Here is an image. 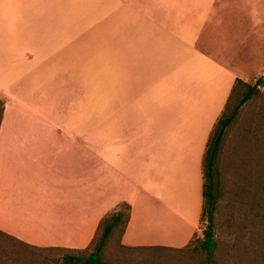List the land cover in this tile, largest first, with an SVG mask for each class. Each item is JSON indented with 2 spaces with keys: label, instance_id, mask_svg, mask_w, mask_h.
<instances>
[{
  "label": "crops",
  "instance_id": "obj_1",
  "mask_svg": "<svg viewBox=\"0 0 264 264\" xmlns=\"http://www.w3.org/2000/svg\"><path fill=\"white\" fill-rule=\"evenodd\" d=\"M263 73L264 0H0V231L83 249L125 202L122 246L184 247L209 134Z\"/></svg>",
  "mask_w": 264,
  "mask_h": 264
},
{
  "label": "rangeland",
  "instance_id": "obj_2",
  "mask_svg": "<svg viewBox=\"0 0 264 264\" xmlns=\"http://www.w3.org/2000/svg\"><path fill=\"white\" fill-rule=\"evenodd\" d=\"M259 77L258 91L248 101L241 102V87L230 103L228 113L235 108V115L217 144L210 183L206 180L214 198L206 196L190 242L181 248L126 249L118 243V226L100 249L105 264H202L208 257L209 264H264V173H259L264 169V73L251 85ZM205 78L214 76L208 73ZM218 101L208 90L205 103ZM206 228L214 243L210 253L202 248ZM99 233L82 252L31 247L0 236V264H75L95 248Z\"/></svg>",
  "mask_w": 264,
  "mask_h": 264
},
{
  "label": "trees",
  "instance_id": "obj_3",
  "mask_svg": "<svg viewBox=\"0 0 264 264\" xmlns=\"http://www.w3.org/2000/svg\"><path fill=\"white\" fill-rule=\"evenodd\" d=\"M260 82H261L260 77L256 80L255 84H252V85H251V83L244 82L241 79L236 80L235 84L232 87L230 95L227 98L224 109H223L221 115L217 118V120L213 126V129L211 130V132L209 134V139L207 141L205 155H204L203 163H202L203 177H204L203 205H205V200L207 199L206 196H208L210 199L214 198V194L210 190L208 192L206 190V186H207L206 180L209 179V183H210V178H211L212 169H213V158H214V155L216 152L217 144L220 141V139L222 138V136L224 135L225 129L228 127V125L230 124V122L232 121V119L235 115V108L233 109V111L231 113H228V108L230 106V103H231L232 99H234L236 97V95L239 94L238 91H239V88H241V87L245 88L244 96L242 97L241 102L244 103L245 101H248V99H250L252 94L254 92L258 91L257 85ZM3 108H4V100L1 98L0 99V123L2 120ZM259 173H264V169L262 170V172H259ZM263 182H264V179H263ZM123 208H124V210H122ZM130 209H131L130 204L125 203V202H121L115 208H113L112 210L105 213V215L99 221L95 235H94L93 239L91 240L90 244L83 249H75V250H78L81 252L86 251L89 248V246L92 243H94V241L96 240V238L98 236L99 230L101 229L102 232L99 233V239H98V242H97L95 248L93 250H91L87 254L86 257L78 259V261L75 264H105L104 261L101 259L100 249H101L103 243L106 241L107 237L110 235V233L115 228H117L118 226H120V237H121V235L123 234V232L126 228L128 221H129V218H130ZM203 234H204V240L202 241V248L207 253H210L214 247L212 233L209 229L206 228L203 231ZM0 236L11 238L15 242L21 243L18 240L14 239L13 237L3 233L2 231H0ZM120 237H119L118 243L121 247L126 248V249H131V248H135V249H137V248H151V249L171 248V247H165V246L126 247V246H122L120 244ZM21 244H23V243H21ZM31 247H34V246H31ZM61 249H63V248H61ZM66 250H71V249H66ZM209 263H210V259L208 257L202 264H209Z\"/></svg>",
  "mask_w": 264,
  "mask_h": 264
}]
</instances>
